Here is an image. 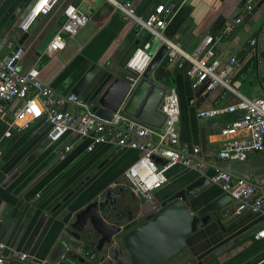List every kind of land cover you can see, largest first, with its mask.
Masks as SVG:
<instances>
[{
	"label": "crops",
	"instance_id": "0c3cea01",
	"mask_svg": "<svg viewBox=\"0 0 264 264\" xmlns=\"http://www.w3.org/2000/svg\"><path fill=\"white\" fill-rule=\"evenodd\" d=\"M20 1L0 0V57L13 50L22 32L17 24L11 34L5 35L12 21L6 28L5 25L14 15ZM128 1L140 17H145L159 3L170 6L171 13L163 35L183 50L191 51L203 36L219 32L223 20L234 15L246 0ZM68 3L75 5L84 14L85 24L72 38L65 40L61 51L46 55L45 46L62 21L61 6ZM262 25L264 0L232 40L226 37L213 46L210 57L223 65L230 56L236 57L239 54L240 57H236L239 66L235 70V78L238 73L241 78L238 79V89L247 97L257 95L264 87ZM26 31L31 38L17 61L20 70L35 67L43 83L48 84L56 93L65 94L71 93L72 86L91 64H96L98 70L77 96L90 110L97 103L95 99L101 100L97 103L101 112L110 109L120 100L121 106L128 93L118 80H125L129 74L124 67L126 60L146 38L145 34H136L129 19L113 13L110 5L103 0H60L48 14L38 15ZM251 38L255 40L252 48L247 44ZM171 68L172 65L166 66L159 62L152 77L163 88L171 86L175 89L178 97L179 143L188 147L197 145L200 151L196 159L205 166L201 170L188 168L186 178H176L177 181L167 179L152 196L162 200L173 189L198 174L203 173L209 178L214 169L218 168L232 176L249 175L251 183L264 197V152L250 153L241 161L217 157L221 139L218 130L236 114L224 113L212 118L197 116L200 109L225 106L235 98L221 86L204 91L203 84H200L197 89H192L185 72H173ZM199 96L203 97L195 107ZM17 104V101L4 104L5 112L0 116V216L15 205L22 206V209L10 234L2 242L6 244V253L12 249L21 252L24 240L37 217L41 212H46L48 215L37 235L27 251L22 252L32 262L14 258L5 260V264H37L38 261L47 260L54 231L61 225L59 219L65 212L82 208L107 188L124 185V172L137 158V152L133 149H114L106 144L86 152L87 140H82L75 142L61 156V148L58 146L66 138L58 142L48 141L45 136L47 127L38 121L24 129L10 127V135L3 137L11 110ZM200 133L204 136L203 148L200 147ZM221 193L219 187L210 182L190 201L191 210ZM56 205L58 207L51 214L50 210ZM233 206L234 201L231 200L226 210L220 212V224L211 219L190 233L185 247L162 264H264V237L255 239L254 233L248 234L254 226L264 223V212H243L234 216L231 212ZM27 215L25 225L16 237L20 230L19 224ZM233 223L235 226H232Z\"/></svg>",
	"mask_w": 264,
	"mask_h": 264
},
{
	"label": "built area",
	"instance_id": "2783aa9c",
	"mask_svg": "<svg viewBox=\"0 0 264 264\" xmlns=\"http://www.w3.org/2000/svg\"><path fill=\"white\" fill-rule=\"evenodd\" d=\"M110 5L111 11L129 19L136 34H145L126 60L124 67L129 72L125 80L131 89L151 60L153 53L161 46L165 51L160 62L173 66L178 61H187L185 74L192 89L203 84V90L209 91L216 86L223 87L235 100L225 106H214L197 111L199 118H212L220 114H236L218 130L221 137L217 157L230 161H241L250 153L264 152V87L252 97L239 91V80L235 70L238 59L230 56L226 63L220 65L217 59H210L213 46L226 38L240 23L242 17L251 9L253 0H246L242 7L222 22V28L215 34L203 36L191 50H183L177 43L163 35L167 18L171 13L170 6L155 5L145 17L137 15L128 0H103ZM60 0H33L28 9L27 18L18 27L24 31L38 16L48 14ZM62 21L48 40L44 54L52 55L64 48L65 40L72 38L86 21L84 14L73 4L61 6ZM264 30V25L261 26ZM255 40H247L252 48ZM18 47L0 57V116L5 112L4 104L17 101L10 114L3 137L10 135V127L27 128L32 122L44 124L46 138L58 142L64 138L68 141L61 147V156L71 146L87 140L86 152H92L100 145H110L114 149H133L137 158L124 172V185L139 200H148L153 192L167 181L164 171L173 164L184 168L201 170L204 163L196 156L199 147H188L179 143L178 133V97L173 87L164 88L158 103V110L164 115L160 127H151L134 117L122 112L120 106L109 118H101L91 112L90 108L75 94L56 93L48 84L38 78V70L30 66L20 70L18 59L23 54ZM159 159V162H155ZM209 181L217 185L221 192H226L234 201L232 215L243 212H264V197L251 183L249 175L232 176L230 173L215 168ZM255 239L264 237V223L253 234ZM0 241V264L6 259L14 258L23 262H32L25 253L9 250ZM88 258L94 253L86 252ZM37 264H56L55 261L41 260Z\"/></svg>",
	"mask_w": 264,
	"mask_h": 264
},
{
	"label": "water",
	"instance_id": "95a60500",
	"mask_svg": "<svg viewBox=\"0 0 264 264\" xmlns=\"http://www.w3.org/2000/svg\"><path fill=\"white\" fill-rule=\"evenodd\" d=\"M32 1L19 2L14 15L5 25L6 28L12 21L5 32L6 36L12 33L17 24L23 23L27 18V11ZM262 1L253 0L251 9L244 14L240 23L227 36V40H232L243 28ZM30 38L28 31H22L13 50L18 47L24 49ZM164 51L165 46L161 45L153 53L141 77L131 89L126 80H118L128 93L120 106L121 111L143 124L156 128L160 127L164 119V115L158 110L164 88L154 81L152 73ZM236 57L239 58V54ZM97 70L98 66L91 64L75 82L70 92L77 95ZM202 97L197 98L195 107L199 105ZM96 101L101 102L98 99L94 100ZM120 101L105 112L99 111L98 104L95 103L91 112L98 117L109 118ZM68 139L69 137L61 142L58 148H61ZM200 147H204L202 133H200ZM187 170L188 168L179 164H173L164 171V175L168 180L186 178ZM175 181L170 182L175 183ZM209 184L206 175L198 174L192 180L173 189L162 200L152 196L145 201L139 200L125 185L107 188L82 208L74 212H65L59 219L61 225L54 231L47 260L55 261L56 264H162L185 247L186 238L190 233L198 230L211 219L220 224V212L226 210V205L232 200L228 193L222 192L194 210L190 208V201ZM57 207L58 205L53 207L50 213L52 214ZM21 209L22 206L15 205L9 211L1 213L0 241H4L10 234ZM47 215L46 212L39 214L24 240L21 252L27 251ZM27 217L28 215L22 223L19 222L21 224L18 223L20 230L16 237L23 229ZM262 225L254 226L248 234L255 233ZM232 226L235 224L233 223ZM86 252L95 254L93 258H88Z\"/></svg>",
	"mask_w": 264,
	"mask_h": 264
},
{
	"label": "trees",
	"instance_id": "16d2710c",
	"mask_svg": "<svg viewBox=\"0 0 264 264\" xmlns=\"http://www.w3.org/2000/svg\"><path fill=\"white\" fill-rule=\"evenodd\" d=\"M250 63H252V58L250 59ZM187 67H188V62L183 60V61H178V62H176V63L172 66L171 70H172L173 72H178V71H183V72H185V70L187 69ZM236 78H237V79H241L240 77H238V73L236 74Z\"/></svg>",
	"mask_w": 264,
	"mask_h": 264
}]
</instances>
